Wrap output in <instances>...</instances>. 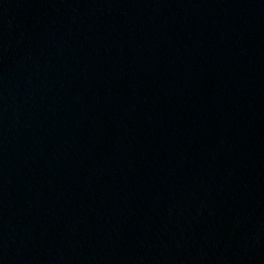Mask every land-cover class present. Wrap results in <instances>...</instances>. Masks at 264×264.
<instances>
[{
  "label": "water",
  "instance_id": "1",
  "mask_svg": "<svg viewBox=\"0 0 264 264\" xmlns=\"http://www.w3.org/2000/svg\"><path fill=\"white\" fill-rule=\"evenodd\" d=\"M0 264H264V0H0Z\"/></svg>",
  "mask_w": 264,
  "mask_h": 264
}]
</instances>
